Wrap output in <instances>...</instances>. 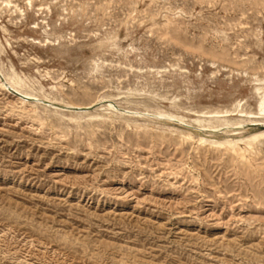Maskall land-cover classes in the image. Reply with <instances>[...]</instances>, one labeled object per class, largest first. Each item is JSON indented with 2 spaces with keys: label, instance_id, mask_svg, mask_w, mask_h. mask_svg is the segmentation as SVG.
Segmentation results:
<instances>
[{
  "label": "rangeland",
  "instance_id": "rangeland-1",
  "mask_svg": "<svg viewBox=\"0 0 264 264\" xmlns=\"http://www.w3.org/2000/svg\"><path fill=\"white\" fill-rule=\"evenodd\" d=\"M263 100L264 0H0V264H264Z\"/></svg>",
  "mask_w": 264,
  "mask_h": 264
},
{
  "label": "bare ground",
  "instance_id": "bare-ground-1",
  "mask_svg": "<svg viewBox=\"0 0 264 264\" xmlns=\"http://www.w3.org/2000/svg\"><path fill=\"white\" fill-rule=\"evenodd\" d=\"M263 105H264V100H263ZM264 109V108H263ZM253 138H254V136H253ZM255 138H257V136H255Z\"/></svg>",
  "mask_w": 264,
  "mask_h": 264
}]
</instances>
